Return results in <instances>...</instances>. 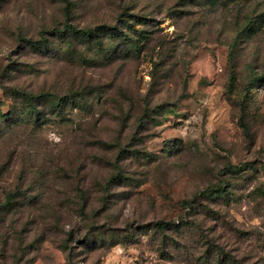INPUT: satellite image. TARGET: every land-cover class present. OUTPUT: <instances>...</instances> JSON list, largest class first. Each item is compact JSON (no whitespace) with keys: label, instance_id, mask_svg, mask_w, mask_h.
Wrapping results in <instances>:
<instances>
[{"label":"rangeland","instance_id":"1","mask_svg":"<svg viewBox=\"0 0 264 264\" xmlns=\"http://www.w3.org/2000/svg\"><path fill=\"white\" fill-rule=\"evenodd\" d=\"M122 20L146 45L111 67L81 44L73 56L54 59L18 46L65 22ZM0 72L5 84L35 93L80 90L89 99L90 85L110 92L121 86L160 109L149 112L148 129L133 134L130 117L119 131L116 115L101 108V94L92 109L67 105L61 121L50 116L33 137L6 139L0 151L15 147L26 157L24 150L41 147L77 157L73 149L89 138L86 120H97L100 138L119 140L127 151L119 156L115 146L87 143L83 153L118 156L120 175L129 179L118 176L97 191L92 180L107 178L108 164L88 166L83 181L66 178L70 214L55 229L31 210L10 214L0 264H15L12 256L24 253L21 264H264V0H0ZM7 96L0 88L3 112ZM208 185L220 187L221 196L189 212L186 202ZM44 193V200L55 194ZM85 198L93 202L86 216L77 211ZM180 217L189 222L180 231L154 226ZM97 225L114 232L103 235Z\"/></svg>","mask_w":264,"mask_h":264},{"label":"trees","instance_id":"2","mask_svg":"<svg viewBox=\"0 0 264 264\" xmlns=\"http://www.w3.org/2000/svg\"><path fill=\"white\" fill-rule=\"evenodd\" d=\"M134 32L137 33L140 31ZM145 39V36L142 34L139 37L132 35L127 20H122L120 25L114 23H101L87 27H77L71 23L65 22L60 28L56 26L51 30L39 33L37 38H22L18 46L23 52L35 51L50 59H54L66 57V55L73 56L78 52L77 44H81L83 47L82 49L86 50V55L95 56L96 59H99V65H104L105 68H107L115 64L125 63L129 58L137 57L141 47L146 45ZM3 75H5V73ZM1 77L2 72H0V78ZM90 87L95 89L93 92L94 96L91 97L90 95V98L87 99L85 98L84 91L80 92V90H74L76 93H73V91L67 92L71 94L27 92L16 85L5 84V82H2L0 79V88L4 89L7 93V100L11 103L8 112H3L2 108L4 106V101L0 99V146H4L5 140L14 137L17 133L33 137V135L36 134L35 132L39 131L45 123L52 121L48 120L50 116L59 117L58 121H61L63 117L62 114L67 105L71 107L74 106L81 110H87V108L92 109L94 100L96 101L98 99L99 101L103 95L106 102L101 104V108L103 112H110L112 115H116L118 120L114 121L119 125V131L129 128L130 117L133 121V134L142 129H148V121L146 118L149 116V119H152V114H149V112L156 111V113H158L160 111V109L149 108L148 101L145 98L137 99L121 86H116L113 92L108 90L109 86L104 88L103 84L100 86L97 85V87L90 85ZM83 88L85 91L88 90L86 87ZM115 94H117L118 98H116ZM95 95H97L96 99H94ZM107 100L109 102H107ZM90 120H86L88 126L86 135L89 136V138L84 137V146L82 149H73L74 153L78 151L77 157H73L70 154L54 156L49 150L41 147L39 151L35 150L33 147L24 150L27 155L26 157H23V152L22 154L17 153L14 149L15 147L6 152L0 151L1 241L6 240L4 236L6 231L2 229V226L7 218L10 214L13 215L17 211L23 209L36 212L38 221L45 219L44 222L47 223L46 225H48L49 228H57V226L64 221V218L70 214V209L67 211V205H69L70 201L66 197L65 192H62L64 183H67V181L64 182V180L69 178L71 181L77 177L83 181L85 177L84 173L86 169L88 170V166H103V164H108V170L113 171H108V177L105 179L101 177L92 180V184L94 181L96 182V186L98 187L97 191H104L105 185L118 178V176L128 181L129 178L120 175V172H123L119 169L116 160L119 158L118 156L117 158L116 156L111 159L106 158L102 155V150H98V153H93L92 151H87V154L83 153V150L87 149L85 147L87 143L102 149H109L115 146L119 156L123 154L122 151H127L126 144L124 148L119 140H116L118 142H113L105 137L100 138L97 134L99 131L98 121L95 120L92 122ZM137 151L138 150L135 149V152ZM38 157H41V159L38 160ZM76 163H78V171L74 177L73 173L74 170L76 172ZM81 170L83 174L82 176H78ZM9 176L12 177L11 182H7L8 178H10ZM58 185H62L61 188L58 187ZM129 188L130 187L126 188L127 192H129ZM45 189H47L49 193L55 194L44 200ZM220 190V187L218 188L217 185H208L205 189L195 194L191 202H186L189 203V205H187L188 211L191 213L194 212L196 207L202 206L201 203L215 199L214 195L219 198L221 196ZM96 200L102 201V197H98ZM91 205H93L92 200H90V198H85L83 203L77 206V211L86 216L88 214L87 210ZM101 208V204H98L97 210ZM203 208H205V206H203ZM213 219L219 218L215 217ZM187 224H189V222L183 217H180L179 221H159L156 222L154 226L158 231H180L186 228ZM97 226L96 229L101 230L100 232L103 235L114 232L113 230H104L105 226ZM15 233L17 234L18 232ZM16 240L22 241V236H17ZM16 249V253H18L19 246L16 247ZM25 255V253L22 254L23 258ZM12 257H16L15 264L24 262V259L20 258V256L18 257L17 254H14ZM218 261L219 260H216L215 262L218 263Z\"/></svg>","mask_w":264,"mask_h":264}]
</instances>
